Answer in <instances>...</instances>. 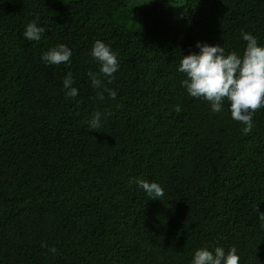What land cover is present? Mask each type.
I'll use <instances>...</instances> for the list:
<instances>
[{
    "label": "trees",
    "instance_id": "obj_1",
    "mask_svg": "<svg viewBox=\"0 0 264 264\" xmlns=\"http://www.w3.org/2000/svg\"><path fill=\"white\" fill-rule=\"evenodd\" d=\"M34 20L45 31L27 41ZM242 32L264 45V0H0V264H191L206 245L264 264V109L245 134L177 71L197 42L242 55ZM96 40L120 63L101 89ZM60 43L70 63L45 64Z\"/></svg>",
    "mask_w": 264,
    "mask_h": 264
},
{
    "label": "clouds",
    "instance_id": "obj_2",
    "mask_svg": "<svg viewBox=\"0 0 264 264\" xmlns=\"http://www.w3.org/2000/svg\"><path fill=\"white\" fill-rule=\"evenodd\" d=\"M45 29L38 26L37 21H31L25 26L22 33L27 41H39ZM242 39L246 47L242 55L230 52L227 55L221 45H208L197 42L198 52L182 55L177 71L184 74L181 86L187 94L196 99H203L210 105L213 113H220L225 102L231 118L244 125L242 131L247 134L253 127V116L256 111L264 109V45L258 42L256 36L242 32ZM73 55L72 49L60 43L41 54L42 61L47 65L69 64ZM90 55L98 64V72H89L88 76L94 89L102 88L101 77L112 82L114 74L119 70L118 54L110 45L96 40ZM74 80L71 72L63 79V90L66 98H75L78 89L73 87ZM104 92L113 100L117 92L103 88L97 93L99 100L104 99ZM101 113L95 112L89 123L92 130L98 129ZM131 182V181H130ZM135 183L150 199H159L164 196V190L155 181L149 182L137 179ZM260 227L264 228V212L259 213ZM49 251L55 255L56 249ZM240 257L235 247L225 252L221 246L210 249L207 245L197 249L192 257L191 264H239Z\"/></svg>",
    "mask_w": 264,
    "mask_h": 264
},
{
    "label": "rangeland",
    "instance_id": "obj_3",
    "mask_svg": "<svg viewBox=\"0 0 264 264\" xmlns=\"http://www.w3.org/2000/svg\"><path fill=\"white\" fill-rule=\"evenodd\" d=\"M171 4H172V6H173L174 8L179 7V5H178V4H175V2H172Z\"/></svg>",
    "mask_w": 264,
    "mask_h": 264
}]
</instances>
